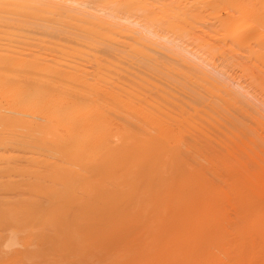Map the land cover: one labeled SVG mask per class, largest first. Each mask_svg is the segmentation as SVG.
<instances>
[{"label": "bare ground", "instance_id": "bare-ground-1", "mask_svg": "<svg viewBox=\"0 0 264 264\" xmlns=\"http://www.w3.org/2000/svg\"><path fill=\"white\" fill-rule=\"evenodd\" d=\"M138 1L134 0V2H136V4ZM142 1H145V0H141L139 2L142 3ZM152 1L153 0H151V2ZM173 1H175V0H173ZM200 1H202V0H200ZM206 1L207 0H204V2H206ZM210 1L211 0H209L206 3H210ZM231 1H234V0H231ZM231 1H229V2H231ZM235 1L237 2V0H235ZM238 1L240 2V0H238ZM131 2H133V1H131ZM166 2L168 3L170 1L167 0ZM195 2H198V0ZM211 2H213V0ZM222 2L223 1L220 0V3H219L220 6H221ZM242 2H243V0H242ZM108 3H110V7H111L115 4L120 5L121 1L120 0L119 1L118 0H0V18H1L0 21L4 20V18H6L5 19L6 21H2V24L4 23L7 26L8 30L11 27L10 31L15 32L16 30L13 27V26H15V27H18V28H16V29H18V31H16V32H20L19 30L23 29L22 31L27 32V34L29 33L28 31L30 30V34H31L33 32L32 30H36V31H34V34L37 35L36 32H38V34H39L38 37L40 36V34H42V35L45 34V32H48L47 34L52 33L55 35L56 34L57 35H59V34L65 35L63 37L64 39L61 36H59V37L62 38L63 41L64 40L69 41V42H71V44H73V46H72L71 44L68 43L69 44L68 49H70V47L72 48L70 50L73 51V54H71V53L70 54H71V56L75 55V59L77 57H80V56L82 57L84 55V54H81L83 52L82 49H84V48L81 49L82 46L87 47V48L91 47L92 48V49L90 48L91 52H89L90 50H88L87 51L88 55H86V54L85 55L89 56V53L92 54V55L90 54L89 58L92 57L91 58L92 64L94 62L95 63L94 66L96 68V69L93 68V70L97 73L96 74L94 72V75H97L96 78L95 77L94 78H86L87 77L86 75H88V73H90L86 70L87 68L84 70L82 69V73H83L82 74V73L78 72L79 70H76L77 67L75 65H72V67H69L71 65L65 63L69 68H71L70 70H72V68H73V70L72 71L66 70L67 72H64L63 75L60 74V75H62V76H60L59 73H61V72L58 70L57 66L55 68L52 65L53 64V62H52V64L50 63V65H48V68L52 69V67H51V65H52L54 67L53 68L54 70L57 69L59 73L57 72V70H56V72L55 71H53V72L55 74L57 73L56 75L59 76L58 78H55L56 77L55 74H54L55 75L54 78H45L44 75H43L44 78L43 77L42 78H40V77L39 78H34V77L30 78V75L32 74V72L29 71L28 69H30V68L32 69V67H33V69L36 68V70H39V71L42 70V73L46 72V74H47L48 69H46V71H43V70H45V69H42L43 67H40V68L38 67L37 59L35 58L36 56L34 54H32V55H34L35 57L31 56L28 58L20 59L24 56V54H23L22 57H20V58L16 57V59H13L12 57H14V56H11L12 55L11 51H13V49L16 47L18 48L19 45H17L16 47L13 48V46L16 45V44H13V38L15 39V37L12 38L10 36H12V34L15 36L16 34H14V33L11 34V32H9L7 30L10 33V36L7 37L8 35L4 34V32L9 34L6 31V28L4 29V27H6V26L1 25V22H0V25H1L0 27L1 28L3 27V29L0 28V30L3 32V33L0 32V34L2 35V37L0 35V38H1L0 42L2 41V39H4L3 41L5 42V45H4L5 47H2L1 50L3 48H5V50L7 48L10 49L11 48L10 44H13L12 50L8 51V49H7L8 59L6 58V54H5L7 52L2 50L3 53L5 52L4 55L2 53V56L3 57L5 56L4 57L5 59L3 58L4 61L0 60V65H1L0 67H3V69H5V71H1V73H0V89H1L0 98H1V100H3L4 98L6 100V101H4V102H6V104L4 103L5 105L1 101L2 105L4 107L2 105L0 106V193L3 192V195L1 194V196H0V219L3 222L10 223V226L5 223L9 227L14 228L15 226L18 225L17 227H15L16 231H17V228L19 230L22 229V231L27 230L25 232L26 234L29 231H33L34 229L35 230L37 229L38 225L37 224H36L37 226L34 225L36 222L38 224H43L42 225L43 228L41 225H39V226L41 227V229H44L45 231L46 230L47 231L46 232L41 231V232H44V233H41L40 232L41 229L38 226V228L40 229V230H38V229L36 230V232H38V235H37V233L34 235L35 237L37 236L35 239L36 243L39 244L42 242L44 244H48L47 247L51 246V245L55 246L56 250H58V251L56 253V252H54L56 250H54L52 253H56V257L59 258L60 262H62V260H64L63 257L67 256V258H68V256H69V254H68L69 252L65 253L66 254L65 255L64 251L65 252H66V250L70 251V253H72V255L69 256L70 258L72 257L71 261L68 258L67 263L63 262L64 264H68V261H69V264L70 263H72V264H208L209 262L212 264V261H217L218 253H216V252L219 251V249H220V251H219V254H220L224 250V248L222 250V247H223L222 245L225 242L224 240H226V238H227L226 235L228 234V233L227 234L225 233L226 229L224 230V228H223V224L225 222L222 221L223 210H221L222 207L219 203V200L221 201L224 199V201H225V199H227V200L229 199L232 201L231 202L232 204H230V205H232V207L235 208L237 211V214H236L237 219H235V220H237V223L235 222L236 224L233 227L231 226L233 228V229L232 228L231 229H232V232L234 234V238L231 239L233 242V243L231 242V245L233 244L232 245V247H233L232 251H234V253L237 255H241L242 258L244 257L243 259L250 257V260H251V258L253 259L254 255L256 256V253H258V255H260V257H261V261H259L258 264H264V180H261V179H264V178H262L264 176H260V175L258 176V174H261L262 172L258 173L257 170L256 171L247 170V172H244V171H246V170H244L243 174L242 173L238 174L239 170H235V171H238V173L233 172V170H232V172H229L228 174H226V181L228 184L227 188L225 187V190L219 189V188H214L213 187L214 184L211 186V184H209L206 181V179H204L205 177L203 176V174H200L199 171L197 172V167L195 165L194 166L196 168L193 166H192L193 168H191V166H189L188 161H190V160L188 159V157H185L186 155L183 156L182 155L183 153L182 154L180 153V152H185V154H187L186 151L187 152L191 151V150L188 151L189 148L187 150V146H185V148H186V151H185V149L183 148L184 146L182 145V140H180V142H181L180 143L176 139L177 135L179 134L178 129H175L176 131L174 130L177 133V135H175L176 133H174V131L171 130L173 123L178 124V122H181V121H171V122H169L170 120H168V122L163 121L164 116L166 118L167 115H172V114H168V112H166L167 114L165 112H163V113H165V115L162 114L161 110H159L160 108L159 107L157 108L155 105V103L157 104L160 101L157 102L155 100L154 101L152 100L154 102L155 106L151 107V105H152L151 104L149 109H152V112L157 111L158 113H160L159 115L163 116V118L158 117L159 115L156 112L157 113L156 115H158V116H154V117H158V120H157L154 117H151V115H152V113H151L149 115V117L154 118V119H151L152 122L151 121H149V122L154 125L153 129H151L152 125H150V126L148 125V123H147L148 121L146 122V124L149 126V128L152 131L155 130L156 132H152L151 130L147 131L146 128L144 130V129H141V127H139L141 130H139V128L137 126L140 123H137L138 121L136 122V119L141 121L140 117L138 116V118H139L138 119L136 116V114L138 113V109H136V107L139 105H136V107L134 104L132 105L135 108V110L137 111V113L134 114L133 112H136V111L132 107V111L133 110L134 111L130 112V109H131L130 106L131 105H129V104H131L130 101L131 100L133 101V99H131L130 101H128V99H127V98H138V97L141 98L142 96H140V95H142V94L140 93V88L144 89L145 85H148V87L146 86L145 89H149V87H150L149 85H153L151 87H154L155 85H154L153 81H156V82L160 81V83L166 82L168 85H172V86H174L175 84L176 85L177 84L182 85L183 87L180 86V88H179L182 92V95L184 96V98L186 97V98H188V100H192V101H195V99L198 101V98H196L194 96H196L195 94L198 93L197 97H199V93L202 94V92H198L199 90L197 91L196 88H193L194 90L191 91L192 88L189 89L188 86L183 85L184 82L193 81L194 83H199L202 86H205V87L207 86V88L211 87L214 89V91H216V94L215 95L212 94V96L213 95L217 96V94H218V97H220L219 95L223 94V95L227 96V98L231 102H233V104H238L240 101H242V99H240V98H242V96H240L239 93H237L238 95H236L235 91L231 92L230 90H232V88L231 89L226 88L227 84L224 86L226 81L220 83V81H224V80H218L217 79L218 76H215L216 74L214 75V77H215L214 78L213 74H210L211 72L208 73L209 72L208 70L207 71L204 70L205 67L201 68V66H203V60H202V65L199 64V62H197L199 57H196L197 55L194 56L195 53L193 52V50L191 51V53L187 51L189 49V48H186L188 45L185 47L187 50L184 47L180 48V50H181L180 53L182 52L181 55L176 54L175 52H172V51H171L172 53L169 52V50H171L170 48H167L168 50L166 49L167 52H169V53H166V50H165V52H158L159 50L156 51V49H160L161 51H164L163 49H165L166 47L162 48L164 44L163 45L161 44L162 47L160 48L159 42H155L157 40L155 36L154 37L156 40H154L152 38H150V39H152V40H150L148 38L147 34L152 35L153 32L150 29H148L145 25L143 26L139 22H135L134 20L130 21L131 19L130 20L125 19V21H124L125 24L122 23L123 22V21L121 22L122 19L119 20V18L117 17V15H118L117 13H118V11H120L119 9L121 8L120 7L118 9L117 7H119V6L115 5V7H112L113 9L114 8L118 9V11H116L117 13L115 12L117 15L115 13H114L115 15L112 14L113 12H111V10H110V13H109V11H107L108 13H106L105 10L107 7L106 5ZM125 3L126 2H123V5ZM141 3H138V4H140V8L142 6H148L146 3L149 4L150 2L149 1L146 2L145 3L146 5H144V4L142 5ZM234 3H232L233 4L232 7L233 6L236 7ZM126 4H128V3H126ZM136 4H134V5H136ZM156 4H157V2H156ZM176 4H179V3H176ZM157 5H154V6H157ZM159 5H161V4H159ZM222 5H224V4H222ZM250 5H253V4H250ZM126 6L123 7L122 9L125 8L127 10V12H125V10H124V12L126 14L130 13L129 15H131L132 12H128L129 10H131V8L127 9ZM130 6H132V4ZM201 6H202V4H201ZM209 6H211V5H209ZM213 6H216L214 2H213ZM226 6H228V5H226ZM242 6H243V4H242ZM152 7H153V5H152ZM168 7H170V5ZM189 7H190V5H189ZM142 8H146V7H142ZM160 8H162V7H160ZM163 8H164V6H163ZM163 8L161 11H163ZM185 8H187V7H185ZM196 8H199V7H194V10ZM201 9L203 11V8H201ZM216 9L217 8H215V14H217V12L220 9H222V7L218 11H216ZM238 9H240V8L238 7ZM164 10H166V8ZM169 10H172V9H169ZM183 10L184 9H182V11ZM191 10H189L190 13H191ZM211 10L213 11L212 13H214V10L213 9H211ZM211 10L209 13H211ZM132 11L134 13V10H132ZM147 11H148V9H147ZM157 11H158V9H157ZM182 11H181V13H182ZM185 11H186V9H185ZM208 11H209V9H208ZM254 11L252 9H250V11H241L240 10L238 12L236 11L237 15H235L236 13L235 14L233 13L234 15L233 14L230 15L231 13L230 14L225 13V15H229L228 16L230 18L229 23H231V24L234 23L233 22L234 18L235 19L236 18H240V19L246 18L247 20L249 18H251V20H254V21H252L253 22L252 24L245 26L242 29V31H243V34H246V35H250L247 33H254L255 36L253 38H250V40L252 39L251 42H252V44H254V46L256 45V47L257 46L259 47V45L261 43L264 44V31H262V30H264V29H262V28H264V27H262L264 25H262V21H261L262 16L258 13V11H257V13ZM140 12L142 15L143 11L141 10ZM140 12L138 11L137 13L140 14ZM155 12H153V13H155ZM166 12H169V11H165L164 13H166ZM177 12H178V10H177ZM158 13H160V11H158ZM164 13H162L161 16L158 15L160 17V19H161V17H162V19H163V17H165V16H163V15H165ZM181 13H180V15H181ZM193 14H194V12H193ZM205 14H207V13H205ZM154 15H153V17H154ZM156 15H155V17H157V19H158V16H156ZM170 15H172V14L170 13ZM183 15H185V14H183ZM186 15H188V14H186ZM118 16H120V15H118ZM135 16H136V14H135ZM209 16L212 17V14ZM224 16H218L219 17L218 19L221 20L222 18H220V17H224ZM187 17L185 19H188ZM202 17H200V18H202ZM205 17L208 18L207 16H205ZM120 18H122V17L120 16ZM147 18H146V20H147ZM179 18H180V16H179ZM181 18H184V17H181ZM139 19H140V17H139ZM143 19H144V17H143ZM174 20H175V18H174ZM208 20H209V18H208ZM212 20L215 21V18ZM231 20H233V21L231 22ZM144 21H145V19H144ZM164 21H165V19H164ZM171 21H173V20H171ZM182 21H183V19H182ZM186 21L189 23L188 20H186ZM186 21H184V22H186ZM213 21H210V22L213 23ZM148 22H150V21H148ZM217 22H221V21L217 20ZM126 23L130 24L131 26L130 25L129 26L132 27V29L130 27H128ZM163 23H165V22H163ZM174 23H175V26L177 27V25H180L179 23H181V22L176 24L177 21L176 22L174 21ZM188 23H187V25H188ZM204 23H206V22H204ZM209 23H208V25H210ZM144 24H147V23H144ZM153 24H156V22L155 23L153 22ZM219 24L217 23V26ZM234 24H233V26L232 25L231 26L234 27V30L236 33L235 35H238V36H234L232 33V36H231V40H233L232 42L234 43V42H237L238 40H239L238 42L244 41L245 40L244 38L246 37V35L244 37L243 34H242L243 36H241L239 34L241 24L236 23L235 26H234ZM205 25H207V24H204V26ZM135 26L137 27V29L135 31H138V27H139L138 32H134L133 27L135 28ZM215 26L216 25H214V27ZM149 27H151V26H149ZM161 27L163 28V26H161ZM166 27H168V26H166ZM224 27L222 29H225ZM179 28L183 29L182 27H179ZM12 29H14V30H12ZM167 29H169V27ZM167 29L165 28V30H167ZM170 29L174 30L172 27H170ZM176 29L177 28H175V30ZM205 29H208V28L205 27ZM259 29H261L262 33L260 32ZM169 30H168V32H169ZM186 30L188 32V28ZM214 30H212V31H214ZM217 30L218 29H216L215 32H217ZM221 30H218V31H221ZM230 30H233V28L227 29L228 33L231 32ZM39 31L43 32V33H39ZM224 31H223V34H224ZM165 32H167V31H165ZM174 32H176V31H174ZM187 32H186V34H187ZM3 35H5V36H3ZM153 35H155V34H153ZM180 35H182V34H180ZM193 35H190V36H193ZM227 35L228 34H226V36ZM252 35L253 34H251V37H252ZM157 36H159V35H157ZM31 37H34V36H31ZM36 37H34V38H36ZM65 37H67V39H65ZM119 37H121V39H119ZM122 37L125 38V41H124V39H122ZM172 37H174V36H171V38L169 36L170 39H172ZM203 37L204 36H202L201 37L202 40L200 39V41L198 40V42H202L205 39V38L203 39ZM5 38H7V39L11 38L12 43L9 41L7 42V40ZM16 38L18 41L19 38L21 39V36L19 35V38H18V35H17ZM193 38H194V36H193ZM206 38H207V35H206ZM228 38H230V37H228ZM241 38H243L244 40L243 39L240 40ZM22 39H23V37H22ZM29 39H31V38H28V40ZM33 39H31V41ZM52 39H55V38H52ZM162 39H161V41H162ZM174 39L176 40V38H174ZM179 39H181V37ZM184 39H187V38L184 37ZM188 39L190 40L191 37H189ZM207 39H209V38H207ZM215 39H218V38H215ZM219 39H221V37ZM223 39H224V37H223ZM57 40H59V39L57 38ZM165 40H166V37H165ZM14 41H16V40H14ZM34 41H35V39H34ZM228 41L229 40L227 39V42ZM6 42L9 43L8 44L9 46H6V44H7ZM18 42H20V40ZM41 42H39V43H41V45H44V46L47 43L46 42L44 44L43 40ZM53 42L56 43V41H54V40H53ZM193 42H195V41H193ZM198 42H195L196 46L198 45L197 44ZM26 43H28V42H26ZM36 43L38 44V42H35V44ZM61 43H63V42L58 43V45L65 46L64 43L63 44H61ZM118 43H120V44L122 43L125 45L121 46L120 44L118 45ZM173 43H176V42L173 41ZM184 43H187V42H184ZM3 44L4 43L1 42L0 47ZM21 44L23 45L24 43H21ZM28 44H31V43H28ZM95 44H97V45H95ZM178 44L180 45V43H178ZM262 44L259 47L260 49H262V51L260 49H250L248 47L250 50L249 54H252V56H254L255 59H258L261 56V54L264 53V47H262ZM92 45H93V47H94V45L96 47L93 48ZM191 45H189V46H191ZM25 46H28V45H25ZM54 46L57 48L56 44H53V47ZM203 46H204V44H203ZM210 46H211V44H210ZM20 47L22 48V46H19V48ZM48 47H50V49L52 48L49 45V43H48ZM59 47H61V50H62V48H64V51L62 50V52L64 54H67V52L65 53V49H67V47L65 48L62 46H58V48ZM173 47L178 49V47H180V46H178V47L173 46ZM205 47H206V45H205ZM208 47H207V49H208ZM212 47H213V45H212ZM219 47H221V46H219ZM226 47H225V49H226ZM24 48H25V50L27 49L26 47H24ZM43 48L39 49V51L41 50L40 51L41 53H42ZM46 48H47V45L45 47V51L47 50ZM58 48L55 52L58 51ZM234 48H235V46H234ZM50 49H49V51H50ZM93 49L95 51H97V52H95V54L92 53ZM201 49H202V47H201ZM221 49H223V48H221ZM29 50H30V48H29ZM35 50L36 49H34L33 51H35ZM19 51H17V49H16L13 53L19 54ZM45 51H43L44 52L43 54H45V53L50 54L49 52H45ZM155 51L157 52L156 55H158V53H160V54L166 53V54L170 55V53H171V55H170L171 57L168 55L167 59L170 60V58H171L172 59L171 61H173V59H174V61H176V64H178L180 67H182V70H181V68L178 66L180 68V70L182 71L181 74L183 75L182 76L183 78H180V77L176 78L177 73L173 72V71L171 73H173V74L176 73V74H174L175 78L174 77L172 78V76L169 77V76H167L168 74L165 75V73L162 74L165 70L169 69V67L164 65V64H166V63H164L165 61L163 63H161L159 60H157L158 58H155L154 56H152L151 53H153V55H154ZM177 51H179V50H177ZM84 52H86V51H84ZM214 52H216V51H214ZM24 53L26 54L27 52H24ZM52 53H54V52H52ZM173 53H175V54H173ZM16 54H14V55L16 56ZM20 54L22 55L21 51H20ZM55 54H58V53H55ZM70 54H69V56H70ZM172 54L175 57H172ZM183 54H186L187 56L183 55ZM188 54H190L189 57H188ZM192 54H194V55H192ZM208 54L210 55V53H208ZM26 55L30 56L31 54L30 55L26 54ZM62 55L63 54H60L61 57L60 56H57V57L62 58ZM177 55H179V56H177ZM9 56H11V57H9ZM64 56H67V55H64ZM191 56L197 59L196 63L191 61V58H190ZM217 56H218V54H217ZM57 57H56V59H57ZM176 57H178V58H176ZM223 57H224V54H223ZM163 58H165V57L163 56ZM210 58H212V57H210ZM62 59H60V60H62ZM73 59H74V57H73ZM86 59H87V57H86ZM162 59H161V61H163ZM200 59H202V57L199 58V60ZM262 59H264V58H262ZM49 60H51V59H49ZM68 60H70V59H68ZM70 61H68V62H70ZM75 61L76 60H73V62H75ZM82 61H84V60H82ZM46 62H48V61H46ZM54 62L56 63V61H54ZM57 62H59V61L57 60ZM231 62H232V60H231ZM59 63H56V64L61 65ZM75 63L77 64L79 62H75ZM84 63H87V62L85 61ZM244 64H247V63H244ZM62 65H64V63H62ZM170 65L175 66V65H173L172 62ZM252 65H253V63H252ZM74 66H75V70H74ZM90 66H87V67L90 68ZM94 66H91V68ZM172 66H170V69L174 70L172 68ZM26 68H28L27 70L31 74L23 76V74H26V73H24L25 71L24 72H20V71H23V69H26ZM79 68L80 67H78V69ZM163 68L165 70H163V72L160 74V72L162 71L161 69H163ZM51 69L49 70L50 73L53 70V69L52 70ZM142 69H145V70L148 69V70H151L153 72L155 71L156 73H158V75L160 74V76L161 75H163V77L165 76V78H142V76H140V74L144 73V72H141ZM0 70H2V68H0ZM17 70H20V71H17ZM36 70H34V71H36ZM85 70L88 73L83 72ZM167 71H169V70H167ZM167 71H165V72H167ZM170 71L167 73H170ZM153 72H151V73L153 74ZM21 73H23V74H21ZM29 73H27V74H29ZM42 73L40 72L39 76ZM106 73L107 74L111 73V75H114L117 78H113L114 76H111V75L109 77H107L108 75ZM146 73L147 72L144 73L145 77H147V75H148V74L146 75ZM148 73L150 74V71ZM179 73H180V71H178V74ZM213 73H215V72H213ZM51 74H49V75H51ZM173 74H170V75H173ZM245 74H246V72H245ZM36 75H38V74H36ZM152 76H154V75H152ZM262 79H264V78H262ZM216 80H218V82L220 84L218 82H216ZM169 83H171V84H169ZM173 83H175V84H173ZM106 84H109V87L106 86ZM176 85L174 86L175 88H173L174 93H175ZM192 85H194V84H192ZM198 85L195 87L198 88L199 87ZM102 86H104V87H102ZM172 86H171L170 90H172ZM155 87H157V86H155ZM155 87L150 88L151 92H150V90L144 89L147 93L150 92L149 95L150 94L151 95L149 98H151V96H152L153 97L152 99H154L156 96H160L159 95L160 93L159 94L155 93V92H157L156 90L160 91V89H158V88L156 89ZM164 87L166 88V85L161 87V89L162 88L164 89ZM169 87L170 86H167V89ZM192 87H194V86H192ZM227 87L230 88V86H227ZM231 87H232V85H231ZM177 88H178V86H177ZM211 88H208V89H211ZM233 88H235V87H233ZM153 89H156L155 92L154 91L153 92L157 95H155L152 92ZM199 89H201V88H199ZM205 89L206 88H204V90ZM176 90H178V89H176ZM164 91L165 90L160 91L163 99L165 98L163 101H165V100L167 101L166 97H168V96H170L168 99L173 97V96H171V94H173V91H170L171 93L169 92L170 94H168V96H166L167 95L166 93L168 91L166 93ZM211 91L213 92V90H211ZM208 92H210V91L208 90ZM143 93H145V92L143 91ZM147 93H146V95L143 94L144 96H146V98H147V96H149V95H147ZM177 93H178V95H177ZM192 93L194 95H192ZM152 94H154L155 97ZM179 94H181V93L177 91L175 93L176 97L175 96L174 97L175 98H178L179 96L182 97ZM207 94H209V93H207ZM233 94L236 96H233ZM202 95H204V94H202ZM209 95L211 96V92ZM209 95H208V97H210ZM223 95H222V97H223ZM122 96H124L123 99H126L130 103L124 102L125 100L123 101L121 99ZM237 96H240V98H238V99H240V101L237 100ZM125 97H127V98H125ZM162 97L161 98L156 97V99L159 98V100H160V99H162ZM192 97H194V100L190 99ZM144 98L145 97H143V99ZM202 98L205 99L206 97L201 96V99ZM212 98H215V97H212ZM251 98H254V97L252 96ZM171 99H173V98H171ZM204 99H202V100H204ZM136 100L139 102L141 100L140 103H143V105L146 101L145 100L144 102H142L143 101L142 99H140V100L135 99V101ZM149 100H151V99H149ZM174 100H178V99H174ZM213 100L214 99H212V101H210V100L208 101V102H210V104L208 102H207L208 104L206 102L205 103L203 102V103H204V105H208V107H211L210 106L211 102L214 106H218L219 104L221 105L222 103H224L223 98L221 100L222 103L219 102L220 100L216 101L217 103H219L218 105L215 102V100L214 101ZM121 101H123L122 105L124 104L125 107L127 106V103H128L129 106H127V107L129 108V113L130 114L133 113V114H131L132 116L135 115L136 118H135L134 123L132 122L133 119L131 117H129V118L132 119L130 121V123L131 122H132V124L136 123V127H137L136 129L129 126L130 124H127V125L124 124V121L127 119V116L129 115V113L127 111L128 108H126L127 110L126 109L125 110L128 113V115H126V111H124L123 107L120 104ZM197 101H195V102L197 103ZM168 102L173 103L172 101L171 102L168 101ZM168 102H166V104H168ZM183 102L184 101H182V103ZM213 102H215L216 105ZM132 103H135V102L133 101ZM199 103H201V102L198 101V103H197L198 105L203 104V103H201V104H199ZM242 103H243L242 106L239 104L238 105H232V106H238L240 109L239 111H241L243 114H247L250 117L253 116V114L250 113V111H248L244 108V106H243L244 102L243 101H242ZM116 104L118 105L119 108H116L117 107ZM136 104H138V103H136ZM159 104L161 106V103H159ZM159 104H158V106H159ZM147 105H149V104L145 103L146 107H147ZM198 105H197V107H198ZM120 106L122 107V109L120 108ZM173 106H172L173 110H175L174 108H176V110H178L176 107V106H178V103L176 106L175 105H173ZM139 107H141V105ZM182 107H180V108L183 109L184 111H186L185 108H182ZM112 108H115L114 109L115 112L118 111V109H119V111H121V110L124 111L126 116H123L124 114H121L124 112H116V113H120L118 115H122V118L124 119L126 117V119L122 120L121 118L120 119L118 118L119 119L118 120L117 116L116 117L114 116V118H115L114 119L112 116V113L114 112V110ZM154 108H156L155 111H153ZM186 108H188V107H186ZM217 108H219V107H217ZM217 108L212 107V109H214L215 112H216ZM23 109H25V111L29 110L30 113L29 112H26L24 114H23V112L20 113L21 110H23ZM139 109H140V111H142V109H145V108L143 107V108H139ZM163 109H166V108H163ZM167 109H169V108H167ZM19 110H20V112H19ZM214 110H213V112H214ZM226 110L228 111L227 108H226ZM140 111H139L140 115L141 114L143 115V113ZM166 111H168V110H166ZM171 111H172V109H171ZM184 111H183V114H184ZM187 111H189V110H187ZM147 112H148V114L150 113L149 111H147ZM196 112H198V110H196ZM207 112H209V110ZM172 113L174 114L175 111H173ZM188 113L189 112H187V114ZM187 114H185V115H187ZM192 114H194V113H192ZM211 114H212V111H211ZM114 115H115V113H114ZM144 115H145V113H144ZM153 115H154V113H153ZM185 115H183V119L185 118L184 117ZM188 115L190 117V114H188ZM214 115H215V113H214ZM262 115H264V114H262ZM224 116H225V114L223 115V118L226 120H224V119L223 120L226 122L228 120V118H225ZM142 117H144V116H142ZM168 117L172 118L173 116H168ZM189 117L187 119H190ZM129 118L127 120H130ZM146 118H147V116H146ZM146 118H145V120H146ZM159 118H162V119L159 120ZM191 118H192V116H191ZM198 119H199V117H198ZM198 119H197V121H198ZM212 119H214V118H212ZM232 119L235 122H237V120H238V119L236 120V118L235 119L232 118ZM120 120L123 122H121ZM231 120L226 122V124L229 125V122H230V123H234V126H237V123L232 122L233 120L232 121ZM142 121H143V123L145 122L144 120H142ZM188 121L184 120V123L183 122L182 123L184 125H186V123H188ZM190 121H191V119H190ZM191 122H194V121H191ZM202 122H204V120ZM127 123H129V121ZM211 123H213V122H211ZM262 123H264V122H262ZM144 124L143 125L140 124V125L144 126ZM195 124H197V123H195ZM208 124L210 125V122ZM188 125H186V126H188ZM190 125H192V124H190ZM190 125H189V127H191L190 128L191 130H193L197 133H200V129L198 131L196 126H193L194 128L197 129V131H196ZM202 125L200 124L199 125L200 127L199 126L198 127L201 128ZM228 125H225V126L229 127ZM244 125L240 124L239 126L242 127V129H243ZM133 126L135 127V125H133ZM234 126H233V128H231V131L234 132V130H235L237 132V130H238L237 128H239V127L234 129ZM206 128L207 127H205V129ZM247 128H249V127H247ZM205 129L202 126V130H205ZM239 129H241V128H239ZM255 130H256V128H255ZM172 131H173L174 135L176 136L175 137L176 141L172 140V139H174V137H173L174 135L171 133ZM206 131H207V129H206ZM242 131L243 130H241V132ZM214 132H215V130H214ZM236 132H234V133H236ZM197 133H195V134H197ZM208 133H209V131H208ZM239 133L240 132H238L237 134L240 136ZM253 133L255 134V132H253ZM180 134H182V133H180ZM201 134H202V131H201ZM246 135H248V134H246ZM246 135L243 136V139H245L244 137ZM200 136L203 137V135H200ZM204 136H206V135L204 134ZM178 137L181 138L180 135H178ZM188 137H190V136H188ZM188 137H187V139H188ZM249 137H251V135ZM204 138H206V137H204ZM259 139H261V138H259ZM188 141L189 140H187L186 142H188ZM242 141L245 142L244 140H242ZM179 143L183 147H181ZM213 143H214V140H213ZM204 144H206V143H204ZM240 144L242 145L244 143H240ZM186 145H188V144H186ZM194 145H195V143L193 144V146ZM239 145H237V147L235 148L236 150H232L231 153L233 151H237V150L239 151L240 149L242 150V148L244 146H242V148H241V145L240 146ZM262 145H264V144H262ZM193 146H192V148H193ZM196 146L198 149L199 146L198 145H196ZM225 146L227 147V145H225ZM262 147H264V146H262ZM206 148H208V147H206ZM198 150L196 153H198ZM202 150H204V149H202ZM254 151H253V153H254ZM210 152H209V154H210ZM262 152H264V151H262ZM190 154H191V156L193 155V153H190ZM232 154H234V153H232ZM232 154H230V156H232ZM200 155L202 156L203 154H200ZM237 155H239V154H237ZM237 155H236V157H238ZM254 155L257 156V154H254ZM195 157L197 158V156H193L192 159H194ZM249 157L251 160V157H252L251 154L247 156V159H249ZM258 157L260 158V156H258ZM221 159L223 160V158H221ZM244 159H246V158H244ZM196 160L198 161L200 159H196ZM216 160H217V158H216ZM222 160H221V162L223 163V165L227 163V161H226L227 159L224 161H222ZM228 161L230 163V160H228ZM243 163H245V160ZM197 164H198V162H197ZM200 164H203V163H200ZM204 164H206V162ZM236 164H239V162L234 160V163L232 162V165H236ZM241 164L242 163H240V165ZM240 165H239V167H240ZM245 165H246V163H245ZM228 166H231V164ZM199 167L201 169V166H199ZM206 167H208V169H211V167L209 168V166H205V169H206ZM237 167H238V165H237ZM241 167L243 168V166H241ZM224 169L226 170L225 167H224ZM262 169H264V167H262ZM211 170H213V169H211ZM220 188H223V187H220ZM7 193H11L12 195L11 194L7 195ZM25 193H27V194H25ZM4 195H7L8 197H6V196L3 197ZM23 195H27V196H23ZM224 201H223V203H224ZM225 203H226V201H225ZM222 206L227 207L225 204ZM38 219L41 220L40 221L41 223L39 222ZM225 219H227V218H225ZM1 220H0V222H1ZM32 220H35V223H33ZM30 222H32L33 224H30ZM11 224H13L15 226L13 227V226H11ZM227 224H226V226H227ZM33 225L36 227L34 228ZM232 225H233V223H232ZM19 226H20V228H19ZM44 227H46V228H44ZM226 232H227V230H226ZM34 233H32L31 237L29 236L30 239H26V240L27 241L30 240L29 242L32 243L31 239H34V238H32V237H34L33 236ZM24 235H22V237ZM25 237H26V235H25ZM35 240H33L34 241L33 243H35ZM229 240H230V237L228 238V242H230ZM222 241H223V243H222ZM42 243L38 247L35 245L36 248H38V250H39L40 246L43 249L44 245L42 246ZM47 247H44V248H47ZM62 248H64V249H62ZM65 248H66V250H65ZM30 250H32V249H29V251ZM19 251H21V250H19ZM29 251H27V252H29ZM33 251H35L34 248H33ZM2 252H3V250L0 253L2 254ZM10 252L13 254V252L15 253L16 250L13 252L12 251H10ZM40 252L41 251L39 250L38 253L40 254ZM61 252L63 254H61ZM44 253L46 254V252L42 251L40 255H42ZM214 253H216L217 256L214 255ZM31 254L32 253L30 251V255ZM39 254H38L37 258L36 257H34V258H36L38 260H39V258H41L43 256H45L44 258H46L47 254L43 255V256H40ZM58 254H61V255H58ZM6 255H8V254H6ZM24 255H25V252H24ZM30 255H28V256H30ZM36 255L37 254H34V256H36ZM230 255H232V254H230ZM49 256H47V257H49ZM52 256L54 259L55 255L53 254ZM223 256H224V254H223ZM23 257L24 256H22L21 259H23ZM214 257L216 258L215 260H214ZM230 257H232V256H230ZM29 258H31V257H29ZM34 258L32 259V261H35ZM44 258H42V259H44ZM73 258H75V259H73ZM240 258L241 257H239V259ZM26 259H28V258H26ZM219 259L220 258H218V260ZM24 260L22 262H24ZM73 260H74V262H73ZM247 260L249 261V259H247ZM47 261L51 262V260H47ZM59 261H57V262H59ZM236 261H238V260H236ZM248 261H246V262H248ZM41 262H42V260H41ZM44 262H45V260L43 261V263ZM54 262H56V261L54 260ZM240 262H241V260H240ZM28 263H30V262H28ZM249 263H251V262H249ZM31 264H34V262H32ZM52 264H54V263H52ZM55 264H57V263H55ZM235 264H236V262H235Z\"/></svg>", "mask_w": 264, "mask_h": 264}, {"label": "rangeland", "instance_id": "rangeland-1", "mask_svg": "<svg viewBox=\"0 0 264 264\" xmlns=\"http://www.w3.org/2000/svg\"><path fill=\"white\" fill-rule=\"evenodd\" d=\"M119 1V0H118ZM121 1V4L120 5H116L115 3V5L116 6H119V7H117L120 11H118V9H113L112 7H115V5H113V6H111L110 7V3H108L106 6V13H108L107 11H109V13H110V10H111V12H113L112 14H114L116 11H118V15H120L122 18H120V16H118L116 13V15H117V17L119 18V20H121V22L122 23H124L125 24V19H128V20H130V21H135V22H139L140 24H142L143 26L145 25L148 29H150L152 32H153V34H155V35H148L147 34V36H148V38L150 39V38H152V39H154V40H156L155 42H159V46H160V48L162 47L161 46V44L163 45V47L162 48H164V47H166L165 49H163L164 51H161L160 49H156V51H158V52H165V50L167 49V48H170L171 50H169V52H175L176 54H179V55H181V53H180V48H185L187 45V47L186 48H189L187 51L188 52H190L191 53V51L193 50V52L195 53V55L194 54H192V55H194V56H196V57H199V58H201L202 57V59H200L199 60V58H198V60L196 59V58H194V57H190L191 58V61H193V62H195L196 63V60H197V62H199V64H201L202 65V60H203V66H201V68L203 67H205V69L204 70H208L209 72L208 73H210V74H213V77H214V75L215 76H218L217 77V79L218 80H224V81H220V83H222V82H225V84H224V86L227 84V86H230V88L229 87H227L226 86V88H228V89H231L232 88V90H230L231 92H234L235 91V93H236V95H238L237 93H239V95L240 96H242V98H240V96H237V100H239L240 101V99H242V101L244 102V108L246 109V110H248V111H250V113H252L253 114V116H249V115H247V114H243L241 111H239L240 109H239V107L238 106H232V105H241L242 106V101H240L238 104H233V102H231L228 98H227V96H225V95H223V94H221V95H219L220 97H218V94H217V96H214L215 94H216V91H214V89L213 88H211V87H208V88H211V89H208L207 88V86L205 87V86H202L201 84H199V83H194L193 81H187V82H184L183 83V85H185V86H188V88L189 89H191V91H193L194 89L193 88H196V90L198 91V92H202V94H204V95H202V94H200L199 93V97H197V94H195L196 96H194V97H196V98H198V101H200L201 103H207L209 100L210 101H212V99H214L215 100V102L216 101H219V102H221L222 103V98H223V101H224V103H222L221 105L219 104V103H217V105L218 106H214L213 104H212V102H211V107H208V105H204V103L203 104H201V103H199V104H201V105H198L197 103H198V101L195 99V101H197V103L195 102V101H192V100H188V98H184V96L182 95V92H181V90L179 89L180 88V86L181 87H183L182 85H179V84H175V83H173V84H175L176 85V89H178V90H176L175 89V93L178 91V92H180L181 94H179V95H181L182 97H178V98H175L176 97V95H175V93H174V89L173 88H175L174 86H172V85H168L166 82H162V83H160V81H153V83H154V85L155 86H157V87H155L156 89L158 88V89H160V91H162V90H165L164 92L166 93L167 91V95L166 96H168V94H170L171 92L170 91H173V94H171V96H173V97H171V98H173V99H168L170 96H168V97H166V99H167V101L166 102H168V101H172L173 103H169L168 102V104H166V102L165 101H163L164 99H163V97H162V94H161V92L160 91H158V90H156V89H153L152 90V92L154 91L155 92V90L157 91V92H155V93H157V94H159L160 96H156V97H162V99H160L159 100V98H157L156 99V97H155V95H157V94H155L154 92V94H152V95H154V99H152L153 97L151 96V98H149L150 97V95H149V93L151 92V89L150 88H154V87H151V86H153V85H149L150 87H149V89H145L146 88V86L148 87V85H145V90H150V92L149 93H147L143 88H140V93L142 94V95H140V96H142L141 98L140 97H138V98H127V97H125V98H127L128 99V101H130L131 99H133V101L135 102V103H132L133 101L131 100L130 102H131V104H129V105H131L130 106V112H133L134 110H135V108L132 106L133 104L135 105V107H136V105H141V107H139V106H137L136 107V109H138V113H139V111H140V109L139 108H145V109H142V111H140V112H142L143 113V115L142 116H144V117H142L141 115H140V113L138 114L137 113V111L136 112H133L134 114L135 113H137L136 114V116H137V118H138V116L140 117V119H141V121L140 120H137L136 119V122L137 123H140V124H144V126H141L140 124H138V128L139 127H141V129H144L145 130V128L147 129V131H150L151 129H153V124H151L149 121H151L152 122V120L151 119H157L158 120V117H162L163 118V116H161V115H159L160 113H158L157 111V113H158V115H156L157 113L156 112H152V109H149L150 108V105H151V107H154L155 105H156V107L158 108H160L159 110H161V112H162V114H164L165 115V113L166 112H168V114H172V115H167L166 116V118H165V116H164V119H163V121H167L168 122V120H170L169 122H171V121H181V122H178V124L176 123V124H174L173 123V126L171 127V130H175V129H178V132H179V134L178 135H180V137L181 138H179L178 137V135H177V133L174 131V133H176L175 135H177V140H178V142H180V140H182V145L184 146H182L180 143V146L181 147H183L184 149H185V151H186V148H185V146H187V150H188V148H189V150L188 151H190V152H187L186 151V153L187 154H185V152H180L183 156H185V157H188V159L190 160V161H188V164H189V166H191V168H193V167H197V172L199 171V173L200 174H203V176L205 177H203L204 179H206V181L209 183V184H211V186L213 185V187L214 188H219V189H224L225 190V187L227 188V186H228V184H227V181H226V174H228L229 172H232V170H233V172H237L238 173V171H235V170H239V173L238 174H240V173H244V172H247V170H250V171H256L257 170V172L259 173H261V174H258V176L260 175V176H264V169H262V167H264V152H262V151H264V147H262V146H264V145H262V144H264V123H262V122H264V115H262V114H264V79H262V78H264V59H262V58H264V53H262L261 54V56L258 58V59H255V57L254 56H252V54H249L250 53V50H249V48L250 49H260L259 47H260V45L262 44H260L259 45V47L257 48L256 47V45L254 46V44H252V39L250 40V38H253L254 36H255V34L254 33H247V34H250V35H246V34H243V31H242V29L245 27V26H247V25H249V24H252L253 22L252 21H254V20H251V18H249L248 20L246 19V18H244V19H240V18H234V21L233 20H231V22L233 21L235 24L236 23H240L241 25H240V30H239V34L241 35V36H243L244 35V37H245V35H246V37L243 39V38H241L240 40H244V41H241V42H232L233 40H231V36H232V33H233V35L234 36H238V35H235L236 33H235V30H234V27H232L233 26V24L234 23H229V15H225V13L226 14H230V15H232L233 13L235 14V15H237V12L238 11H250V9H252L254 12H256L257 13V11H258V13L262 16V25H264V0H243V2H242V0H240V2L237 0V2L234 0V1H231V0H222L223 2L221 3V6L219 5V3H220V0H213V2L215 3V5L217 6H213V2H211L210 1V3H206V2H208L209 0H207L206 2H204V0H202V1H200V0H198V2H195V1H197V0H175V1H171V0H168V1H170V2H166L167 0H153L152 2H151V0H145L146 2H150L149 4L148 3H146L145 1H142V3L141 2H139V1H141V0H135V1H138L137 2V4H136V2H134V0H120ZM126 2V3H128V4H124L123 5V2ZM131 1H133V2H131ZM164 1V2H163ZM229 1H231V2H229ZM254 1V2H253ZM132 4V6H130L131 4ZM156 2H157V4H156ZM159 2V3H158ZM218 2V3H217ZM235 2V3H234ZM138 3H141L142 5L144 4V5H148V6H142V7H146V8H140V4H138ZM146 3V4H145ZM155 3V4H154ZM163 3V4H162ZM176 3H179V4H176ZM195 3V4H194ZM228 3V4H227ZM232 3H234L235 4V6L236 7H232ZM260 3V4H259ZM134 4H136V5H134ZM159 4H161V5H159ZM200 6H199V5ZM201 4H202V6H201ZM205 4V5H204ZM222 4H224V5H222ZM228 5V6H226V5ZM230 4V5H229ZM239 6H238V5ZM242 4H243V6H242ZM250 4H253V5H250ZM127 5V6H126ZM129 5V6H128ZM152 5H153V7H152ZM154 5H157V6H154ZM164 6V8H163V6ZM170 5V7H168ZM173 7H172V6ZM181 5V6H180ZM183 5V6H182ZM189 5H190V7H189ZM199 7V8H196L195 10H194V7ZM197 5V6H196ZM204 5V6H203ZM209 5H211V6H209ZM126 6V8L128 9H130L131 8V10H129L128 12H132L131 13V15H129L130 13H125V12H127V10L124 8V9H122L123 7H125ZM162 7L163 8V11L165 12V11H169V12H166V13H164L163 11H161L162 10V8H160V7ZM220 6V7H219ZM240 8V9H238V7ZM148 7V8H147ZM150 7V8H149ZM159 7V8H158ZM179 7V8H178ZM185 7H187L189 10H191V13H190V11L187 9V8H185ZM192 7V8H191ZM203 8V11H202V9L201 8ZM219 7V8H218ZM222 7V9H220ZM256 7V8H255ZM113 10H112V9ZM140 12L141 10L143 11V13H142V15H141V12H140V14L139 13H137L138 11L136 10V9ZM152 8V9H151ZM166 8V10H164ZM206 8V9H205ZM215 8H217L216 9V11H218L219 9V11L217 12V14H215ZM231 8V9H230ZM236 8V9H235ZM250 8V9H249ZM255 8V9H254ZM262 8V9H261ZM108 9V10H107ZM146 9V10H145ZM147 9H148V11H147ZM157 9H158V11H160V13H158V11H157ZM169 9H172V10H169ZM182 9H184L183 11H182ZM185 9H186V11H185ZM199 9V10H198ZM205 9V10H204ZM208 9H209V11H208ZM211 9H213L214 10V13H212L213 11L211 10ZM226 9V10H225ZM259 9V10H258ZM124 10H125V12H124ZM132 10H134V13L136 14V16H135V14L133 13V11ZM151 10V11H150ZM177 10H178V12H177ZM207 10V11H206ZM210 10H211V13H209L210 12ZM234 10V11H233ZM122 11V12H121ZM158 13H156V12ZM171 11V12H170ZM173 11V12H172ZM181 11H182V13H181ZM188 11V12H187ZM198 11V12H197ZM206 11V12H205ZM224 11V12H223ZM230 11V12H229ZM233 11V12H232ZM237 11V12H236ZM124 12V13H123ZM149 14H148V13ZM153 12H155V13H153ZM184 12V13H183ZM193 12H194V14H193ZM196 12V13H195ZM207 13V14H205V13ZM229 12V13H228ZM122 15H121V14ZM162 13H164L165 15H163V16H165V17H163V19H162V17H161V19H160V17L159 16H161L162 15ZM170 13L172 14V15H170ZM175 13V14H174ZM180 13H181V15H180ZM204 13V14H203ZM114 14V15H115ZM156 16H158V19H157V17H155V15ZM174 14V15H173ZM179 14V15H178ZM183 14H188V15H183ZM190 14V15H189ZM197 14V15H196ZM212 14V17L211 16H209V15H211ZM215 14V15H214ZM233 14V15H234ZM127 17H126V16ZM140 15V16H139ZM153 15H154V17H153ZM170 15V16H169ZM177 15V16H176ZM224 16V17H220V18H222L221 20L220 19H218L219 17L218 16ZM135 16V17H134ZM172 16V17H171ZM179 16H180V18H179ZM188 16V17H187ZM203 16V17H202ZM205 16H207L208 18H209V20H208V18H206ZM227 16V17H226ZM107 17V16H106ZM139 17H140V19H139ZM143 17H144V19H145V21H144V19H143ZM148 17V18H147ZM153 17V18H152ZM170 17V18H169ZM175 18V20H174V18ZM178 17V18H177ZM181 17H184V18H181ZM188 18V19H185V18ZM200 17H202V18H200ZM206 19H205V18ZM217 17V18H216ZM134 18V19H133ZM142 18V19H141ZM146 18H147V20L148 21H150V22H148L147 20H146ZM151 18V19H150ZM200 18V19H199ZM215 18V21H213L212 19H214ZM248 18V17H247ZM1 19V18H0ZM6 18H4V20H2V21H6L5 20ZM107 19V18H106ZM124 19V20H123ZM164 19H165V21H164ZM173 20V21H171V20ZM182 19H183V21H182ZM190 19V20H189ZM202 19V20H201ZM211 19V20H210ZM161 20V21H160ZM186 20H188L189 21V23L186 21ZM217 20L218 21H221V22H217ZM251 20V21H250ZM2 21H0L1 22V25H3V26H6L4 23L2 24ZM155 23L156 22V24H153V22ZM158 21V22H157ZM165 22V23H163V22ZM174 21L176 22L177 21V23L176 24H178L179 22H181V23H179L180 25H177V27L175 26V23H174ZM184 21H186L187 23H188V25H187V23L186 22H184ZM210 21H213V23H211ZM242 21V22H241ZM249 21V22H248ZM120 22V21H119ZM120 22V23H121ZM152 22V23H151ZM173 22V23H172ZM204 22H206V23H204ZM210 22V23H209ZM244 22V23H243ZM144 23H147V24H144ZM170 23V24H169ZM208 23L210 24V25H208ZM217 23L219 24L218 26H217ZM261 23V22H260ZM127 24V26L128 27H130L131 25L130 24H128V23H126ZM139 24V25H140ZM186 26H185V25ZM204 24H207V25H205L204 26ZM232 26H231V25ZM235 24H234V26H235ZM0 25V26H1ZM130 25V26H129ZM155 25V26H154ZM165 25V26H164ZM212 25V26H211ZM214 25H216L215 27H214ZM244 25V26H243ZM149 26H151V27H149ZM160 26V27H159ZM161 26H163V28L161 27ZM166 26H168L169 27V29H170V27H172L174 30H172V29H167L168 27H166ZM209 26V27H208ZM226 29H222L223 27ZM242 26V27H241ZM14 28H15V30L16 31H18V29H16V28H18V27H15V26H13ZM154 27V28H153ZM179 27H182L183 29H180ZM205 27L206 28H208V29H205ZM211 27V28H210ZM213 27V28H212ZM262 27H264V26H262ZM1 28V27H0ZM6 28V31L8 30L7 29V26L6 27H4V29ZM9 28V27H8ZM11 28V27H10ZM9 28V32H11V34L12 33H14V34H16L15 36L12 34V36H10V33L9 34H7L6 32H4V34H6V35H8L7 37H15V39L13 38V44H16L15 46H13V44H10V49H8V51H10V50H12V46H13V48L14 47H16L17 45H19V46H22V48L20 47L19 48V46H18V48L16 47V48H14L13 49V51H11L10 53L12 54H10L11 56H14V57H12L13 59H16V57H18V58H20V57H22L23 56V54H24V56L22 57V58H20V59H23V58H28V57H31V56H34L36 59H37V63H38V67L40 68V67H43L42 69H45V70H43V71H46V69H48L47 70V74H46V72H44V73H42V70L41 71H39V70H36V68L35 69H33V67H32V69L30 70V69H28V68H26V69H23V71H20V70H17V71H20V72H24V73H26V74H23V73H21V74H23V76L24 75H30L31 73H29L28 72V70L29 71H31L32 72V74L30 75V78H42L43 77V75L45 76V78H54V76L57 74H55L53 71H55L56 72V70L57 69H53L54 67L56 68V66H57V68H58V70L61 72V73H59L58 72V70H57V72L59 73V75L60 74H62L63 75V73L64 72H67L66 70H70L71 68H69V67H72V65H75L77 68H76V70H79L78 72H80V73H82V69L84 70V69H86L88 72H90V73H88L86 70L85 71H83V72H85V73H88V75H86L87 77L86 78H96L97 77V75H94V70H93V68L94 69H96L95 68V63L93 62V64H92V61H91V58H89V56H90V54L91 53H89V56H86V55H88V50H90V48H87V47H84V46H82L81 47V49L82 48H84V49H82L83 50V52L81 53V54H84L83 56L85 57H77L76 59H75V55H72L71 56V54H73V51L72 50H70V49H72L71 47H70V49H68V47H69V44H71V42H69V41H63V37L65 36V35H55V34H52V33H49V34H47L48 32H45V34H40V36L38 37V32H36L37 33V35L36 34H34V31H36V30H32L33 32L30 34V30L28 31L29 33L27 34V32H23L22 30H19L20 32H13V31H10L11 29ZM131 29H132V27H130ZM157 30H156V29ZM159 28V29H158ZM165 28L167 29V30H165ZM175 28H177L176 30H175ZM188 28V32H187V29ZM205 30H204V29ZM233 28V30H230L231 32H229L228 33V31H227V29H232ZM1 29H3V27L1 28ZM133 29H134V32H138L139 31V27H138V31H135L136 29H137V27L135 26V28L133 27ZM161 29V30H160ZM164 29V30H163ZM180 29V30H179ZM203 29V30H202ZM215 29V30H214ZM216 29H218V30H221V31H218L217 30V32H215L216 31ZM262 29H264V28H262ZM12 30H14V29H12ZM156 30V31H155ZM168 30H169V32H168ZM179 32H178V31ZM208 30V31H207ZM212 30H214V31H212ZM226 32H225V31ZM260 30V32L262 33V31H264V30H262L261 31V29H259ZM4 31V30H3ZM22 31V32H21ZM27 31V30H26ZM161 31V32H160ZM164 33H163V32ZM165 31H167V32H165ZM174 31H176V32H174ZM185 31V32H184ZM191 33H190V32ZM206 31V32H205ZM223 31H224V34H223ZM0 32L1 33H3L1 30H0ZM173 32V33H172ZM186 32H187V34H186ZM214 32V33H213ZM39 33H43V32H40L39 31ZM158 33V34H157ZM211 33V34H210ZM217 35H216V34ZM228 34L227 36H226V34ZM177 34V35H176ZM180 34H182V35H180ZM194 34V35H193ZM213 34V35H212ZM243 34V35H242ZM251 34H253L252 35V37H251ZM1 35V34H0ZM18 35V38H19V35L21 36V39L19 38L18 39V41L20 40V42H18L17 41V38H16V36ZM25 37H24V36ZM30 35V36H29ZM49 35V36H48ZM51 35V36H50ZM157 35H159V36H157ZM168 35V36H167ZM190 35H193L194 36V38H193V36H190ZM196 35V36H195ZM198 35V36H197ZM206 35H207V38H209V39H207L206 38ZM211 35V36H210ZM3 36H5V35H3ZM31 36H34V37H36V38H34V37H31ZM47 38H46V37ZM57 36V37H56ZM59 36H61L62 38H60ZM156 37V39H155V37ZM169 36H170V38H171V36H174V37H172V39H170L169 38ZM200 36V37H199ZM202 36H204L203 37V41L202 42H198V40L200 41V39L202 40ZM219 36V37H218ZM233 36V37H234ZM1 37H2V35H1ZM22 37H23V39H22ZM31 38V39H35V41H34V39L31 41V39H29L28 40V38ZM45 37V38H44ZM51 39H50V38ZM154 37V38H153ZM159 37V38H158ZM161 37V38H160ZM165 37H166V40H165ZM181 37V39H179ZM184 37L185 38H187V39H184ZM189 37H191V39L189 40L188 38ZM221 37V39H219ZM223 37H224V39H223ZM227 37V38H226ZM228 37H230V38H228ZM26 38V39H25ZM52 38H55V39H52ZM57 38L59 39V40H57ZM163 38V39H162ZM174 38H176V40L174 39ZM215 38H218V39H215ZM1 39V38H0ZM6 40H7V42L9 41V42H11L12 43V40H11V38L10 39H7V38H5ZM39 39V40H38ZM44 41L43 43L45 44L46 42V44H45V46L44 45H41V41L42 40ZM65 39H67V37H65ZM119 39H121V37H119ZM122 39H124V41H125V38L124 37H122ZM152 39H150V40H152ZM159 39V40H158ZM161 39H162V41H161ZM170 39V40H169ZM183 39V40H182ZM214 39V40H213ZM227 39L229 40L228 42H227ZM4 39H2V41L1 42H3L4 44L3 45H1V47H0V60H3V58L5 57H3L2 56V50L3 51H6L7 53H5L6 54V58L8 59V51H7V49L5 50V48H3L2 50H1V48L2 47H5L4 45H5V42L3 41ZM5 40V41H6ZM11 40V41H10ZM14 40H16V41H14ZM28 40V41H27ZM53 40L54 41H56V43L55 42H53ZM61 40V41H60ZM153 40V41H154ZM182 42H181V41ZM189 40V41H188ZM206 40V41H205ZM216 40V41H215ZM250 40V41H249ZM25 41V42H24ZM31 41V42H30ZM53 43H52V42ZM59 41V42H58ZM170 41V42H169ZM173 41L174 42H176V43H173ZM187 42V43H184V42ZM193 41H195V42H198L197 44L199 45H195L196 43L195 42H193ZM0 42V43H1ZM6 42V43H7ZM15 42V43H14ZM26 42H28V43H31V44H28V43H26ZM34 42V43H33ZM35 42H38V44L36 43L35 44ZM39 42H41V43H39ZM60 42H63L64 44H65V46H63V45H58V43H60ZM168 42V43H167ZM219 42V43H218ZM222 42V43H221ZM226 42V43H225ZM230 42V43H229ZM251 42V43H250ZM18 43V44H17ZM21 43H24L23 45L21 44ZM33 43V44H32ZM48 43H49V45L53 48H51L50 49V47H48ZM63 43H61V44H63ZM67 43V44H66ZM69 43V44H68ZM178 43H180V45L178 44ZM184 43V44H183ZM201 43V44H200ZM207 43V44H206ZM211 44V46H210V44ZM224 43V44H223ZM239 43V44H238ZM9 43H7L6 44V46H9L8 45ZM35 44V45H34ZM40 44V45H39ZM53 44H56V46H57V48H58V46H62V47H67V49H65V53L67 52V54H64L63 52H62V50L64 51V48H62V50H61V47H59L58 48V51L57 52H55L56 50H57V48L54 46L53 47ZM120 43H118V45H119ZM149 44V43H148ZM176 44V45H175ZM183 44V45H182ZM192 44V45H191ZM203 44H204V46H203ZM209 44V45H208ZM218 44V45H217ZM227 44V45H226ZM234 44V45H233ZM25 45H28V46H25ZM34 45V46H33ZM46 45H47V50L45 51V47H46ZM72 46H73V44H71ZM95 45H97V44H95ZM94 45V47H96ZM121 46H124L125 44H120ZM189 45H191V46H189ZM201 45V46H200ZM205 45H206V47H205ZM212 45H213V47H212ZM250 45V46H249ZM255 47H253V46ZM38 48H36V47ZM172 46V47H171ZM173 46H176V47H178V46H180V47H178V49L177 48H175V47H173ZM182 46V47H181ZM209 46V47H208ZM216 46V47H215ZM219 46H221V47H219ZM223 46V47H222ZM227 46V47H226ZM231 48H230V47ZM234 46H235V48H234ZM24 47H26L27 49L25 50V48ZM33 49H32V48ZM35 47V48H34ZM44 47V48H43ZM92 47H93V45H92ZM93 47V48H94ZM199 47V48H198ZM201 47H202V49H201ZM204 47V48H203ZM207 47H208V49H207ZM225 47H226V49H225ZM245 47V48H244ZM249 47V48H248ZM253 47V48H252ZM262 47H264V44H262ZM29 48H30V50H29ZM43 48V50H42V53L39 51V49H42ZM50 49V51H49V49ZM159 48V47H158ZM198 48V49H197ZM221 48H223V49H221ZM233 48V49H232ZM248 48V49H247ZM17 49V51H21V53H22V55L20 54V51H19V54L17 53H13L15 50ZM32 49V50H31ZM34 49H36L35 51H33ZM92 49V48H91ZM201 49V50H200ZM29 50V51H28ZM61 52H60V51ZM69 52H68V51ZM168 50V49H167ZM167 50H166V53H169V52H167ZM174 50V51H173ZM177 50H179V51H177ZM229 50V51H228ZM233 50V51H232ZM237 50V51H236ZM246 50V51H245ZM249 50V51H248ZM261 51H262V49H260ZM23 51V52H22ZM32 51V52H31ZM43 51H45V52H49L50 54H48V53H45V54H43L44 52ZM72 51V52H71ZM84 51H86V52H84ZM155 51V54L153 55V53H151L152 54V56H154L155 58H158L157 60H159L161 63H163L164 61V63H168L167 65L166 64H164L165 66H168L169 67V69H167V70H171L170 71V73H167V72H169V71H167V70H165L164 68L163 69H161L162 71L160 72V74L163 72V70H165V71H167V72H163L162 74H164L165 73V75L166 74H168L167 76H169V77H171L172 76V78L175 76L174 74H178V71H180V73L177 75L176 74V78H183L182 76V67H180L178 64H176V61H174V59H173V61H171L172 59L170 58V60H168L167 59V56L169 55V54H166V53H162V54H160V53H158V55H156V52ZM197 51V52H196ZM214 51H216V52H214ZM24 52H27L26 54H31L30 56H28V55H26ZM52 52H54V53H52ZM89 52H91V50L89 51ZM95 52H97V51H95L94 49L92 50V53H94L95 54ZM171 52V53H172ZM202 52V53H201ZM224 52V53H223ZM4 53H3V55H4ZM55 53H58V54H55ZM71 53V54H70ZM171 53H170V55H171ZM175 53H173V54H175ZM199 53V54H198ZM208 53H210V55L208 54ZM233 53V54H232ZM14 54H16V56L14 55ZM32 54H34V55H32ZM42 54V55H41ZM60 54H63L62 55V58H59V57H57V56H60ZM69 54H70V56H69ZM86 54V55H85ZM160 54V55H159ZM172 54V57H175L174 55ZM206 54V55H205ZM208 54V55H207ZM217 54H218V56H217ZM223 54H224V57H223ZM19 55V56H18ZM44 55V56H43ZM56 55V56H55ZM64 55H67V56H64ZM92 55V54H91ZM156 55V56H155ZM169 55V56H170ZM179 55H177V56H179ZM183 55H186V54H183ZM212 55V56H211ZM226 55V56H225ZM228 55V56H227ZM11 56H9V57H11ZM46 56V57H45ZM162 56V57H161ZM163 56L166 58H163ZM187 56V55H186ZM190 56V54H188V57ZM209 56V57H208ZM44 57V58H43ZM56 57H57V59H56ZM61 57V56H60ZM73 57H74V59H73ZM86 57H87V59H86ZM171 57V56H170ZM210 57H212V58H210ZM230 57V58H229ZM246 57V58H245ZM262 57V58H261ZM51 59V60H49V59ZM66 58V59H65ZM80 60H79V59ZM84 58V59H83ZM163 58V59H162ZM169 58V57H168ZM176 58H178V57H176ZM180 58V57H179ZM193 58V59H192ZM5 59V58H4ZM6 59V60H7ZM30 59V58H29ZM55 59V60H54ZM60 59H62V60H60ZM68 59H70V60H68ZM86 59V60H85ZM90 59V60H89ZM161 59L163 60V61H161ZM211 59V60H210ZM261 59V60H260ZM57 60L60 62H57ZM73 60H76L75 62H79V63H75V62H73ZM78 60V61H77ZM82 60H84V61H82ZM225 60V61H224ZM227 60V61H226ZM231 60H232V62H231ZM234 60V61H233ZM252 60V61H251ZM260 60V61H259ZM4 61V60H3ZM46 61H48V62H46ZM54 61H56V63H59V64H61V65H57ZM68 61H70V62H68ZM81 61V62H80ZM87 62V63H84V62ZM89 61V62H88ZM91 61V62H90ZM249 61V62H248ZM52 62H53V64H52ZM83 62V63H82ZM171 62L173 63V65H175V66H172V65H170L171 64ZM175 62V63H174ZM205 62V63H204ZM209 62V63H208ZM255 62V63H254ZM50 63L54 66H52L51 65V67H52V71H51V73L53 74H51L50 72H49V68H48V65H50ZM62 63H64V65H62ZM70 64L71 66H67L66 64ZM225 63V64H224ZM244 63H247V64H244ZM252 63H253V65H252ZM56 64V65H55ZM79 64V65H78ZM83 64V65H82ZM88 64V65H87ZM194 64V63H193ZM198 64V63H197ZM259 64V65H258ZM85 65V66H84ZM94 66V67H92L91 68V66ZM233 65V66H232ZM245 65V66H244ZM252 65V66H251ZM1 66V65H0ZM75 66H74V70H75ZM87 66H90V68L89 67H87ZM170 66H172V68L174 69V70H172V69H170ZM181 68V70H180V68ZM238 66V67H237ZM256 66V67H255ZM261 66V67H260ZM63 67V68H62ZM65 67V68H64ZM78 67H80L79 69H78ZM177 67V68H176ZM216 67V68H215ZM0 68H2V70H0V73H1V71H5V69H3V67H0ZM38 68V69H39ZM69 68V69H68ZM222 68V69H221ZM261 68V69H260ZM28 69V70H27ZM91 69V70H90ZM245 69V70H244ZM27 70V71H26ZM34 70H36V71H34ZM72 70H73V68H72ZM72 70H70V71H72ZM176 70V71H175ZM250 70V71H249ZM258 70V71H257ZM38 71V72H37ZM63 71V72H62ZM150 71V74L148 73ZM176 72V73H171V72ZM205 71V72H206ZM248 71V72H247ZM15 72V71H14ZM37 72V73H36ZM42 73V74H40V76H39V73ZM141 72H147L146 73V75H147V77H145V75H144V73L143 74H140V76H142V78H165V76L163 77V75H161L160 76V74L158 75V73H156L155 71V73L153 72V71H151V70H145V69H142L141 70ZM140 72V73H141ZM151 72H153V74L151 73ZM213 72H215V73H213ZM219 72V73H218ZM242 72V73H241ZM245 72H246V74H245ZM251 72V73H250ZM257 72V73H256ZM18 73V72H17ZM27 73H29V74H27ZM84 73V74H85ZM93 73V74H92ZM96 73V72H95ZM138 73V72H137ZM229 73V74H228ZM244 73V74H243ZM248 73V74H247ZM19 74V73H18ZM35 74V75H34ZM36 74H38V75H36ZM49 74H51V75H49ZM55 74V75H54ZM83 74V73H82ZM92 74V75H91ZM97 74V73H96ZM107 74V73H106ZM154 75V76H152V75ZM170 74H173V75H170ZM243 74V75H242ZM257 74V75H256ZM260 74V75H259ZM34 75V76H33ZM62 75H60V76H62ZM108 76L107 77H109L110 75H111V73H108L107 74ZM139 75V74H138ZM256 75V76H255ZM51 76V77H50ZM85 76V75H84ZM111 76H114V75H111ZM144 76V77H143ZM150 76V77H149ZM157 76V77H156ZM178 76V77H177ZM212 76V75H211ZM240 76V77H239ZM29 77V76H28ZM59 76L58 75H56V77L55 78H58ZM230 77V78H229ZM255 77V78H254ZM44 78V77H43ZM111 78V77H110ZM113 78H117V77H113ZM123 78V77H122ZM167 78V77H166ZM175 78V77H174ZM215 78V77H214ZM213 78V79H214ZM222 78V79H221ZM224 78V79H223ZM232 79V80H231ZM259 79V80H258ZM218 80H216V82H218ZM229 81V82H228ZM156 82V83H155ZM241 82V83H240ZM219 83V82H218ZM219 83V84H220ZM260 83V84H259ZM169 84H171V83H169ZM192 84H194V85H192ZM199 84V85H198ZM234 84V85H233ZM251 84V85H250ZM253 84V85H252ZM144 85V84H143ZM160 85V86H159ZM166 85V88L164 87V89L162 88L161 89V87H163V86H165ZM199 86L198 88L197 87H195V86ZM222 85V84H221ZM231 85H232V87H231ZM243 85V86H242ZM106 86H108L109 87V84H106ZM159 86V87H158ZM167 86H170L168 89H167ZM171 86H172V90H170V88H171ZM177 86H178V88H177ZM192 86H194V87H192ZM202 86V87H201ZM240 86V87H239ZM102 87H104V86H102ZM144 87V86H143ZM233 87H235V88H233ZM255 87V88H254ZM199 88H201V89H199ZM204 88H206L205 90H204ZM238 88V89H237ZM143 89V90H142ZM167 89V90H166ZM182 89V88H181ZM204 90V91H203ZM207 90V91H206ZM208 90L211 92V96H212V94H214L212 97H215V98H212L209 94H210V92H208ZM211 90H213V92L211 91ZM242 90V91H241ZM0 91H1V89H0ZM142 91V92H141ZM143 91L145 92V93H143ZM196 91V92H197ZM240 91V92H239ZM246 91V92H245ZM170 92V93H169ZM195 92V91H194ZM193 92V93H194ZM215 92V93H214ZM246 94H245V93ZM146 93H147V95H149V96H147V98H146V96H144V95H146ZM192 93V95H194ZM207 93H209V94H207ZM241 93V94H240ZM243 93V94H242ZM144 94V95H143ZM206 94V95H205ZM177 95H178V93H177ZM208 95L210 96V97H208ZM222 95H223V97H222ZM236 95H234L233 94V96H236ZM249 95V96H248ZM175 96V97H174ZM201 96H205L206 98V100L204 99V98H202V99H204V100H202L201 99ZM247 96V97H246ZM254 97V98H251V97ZM123 97L124 96H122V100L124 101V102H128L126 99H123ZM143 97H145L144 99H143ZM194 97H192V98H190V99H193L194 100ZM151 99V100H149V99ZM184 98V99H183ZM200 98V99H199ZM220 98V99H219ZM236 98V97H235ZM238 98H240V99H238ZM249 98V99H248ZM261 98V99H260ZM135 99H142L143 101L142 102H144L145 100V103H148L149 105H147V107L145 106V103H144V105H143V103H140L141 102V100H140V102L139 101H135ZM174 99H178V100H174ZM181 99V100H180ZM148 100V101H147ZM155 100V101H157V102H159V103H161V106L163 107V108H166V109H163L161 106H160V104L159 103H155V105H154V102L153 101ZM213 100V101H214ZM3 102V104L5 103L6 104V102H4V101H6L5 100V98L3 99V100H1V98H0V106L2 105V102ZM123 101H121L120 102V104H121V106L123 107V109H124V111H126L127 109L126 108H128L127 106H129L128 105V103H130V102H128L127 103V106L125 107V105L123 106L122 105V103H123ZM162 101V102H161ZM180 101V102H179ZM182 101H184L183 103H182ZM259 101V102H258ZM164 102V103H163ZM178 103V106H176L177 105V103ZM189 104H188V103ZM195 102V103H194ZM215 102H213L215 105H216V103ZM136 103H138V104H136ZM187 103V104H186ZM193 103V104H192ZM209 104H210V102H208ZM207 103V104H208ZM261 103V104H260ZM4 104V105H5ZM126 104V103H125ZM158 104H159V106H158ZM180 104V105H179ZM185 106H184V105ZM257 104V105H256ZM173 105H175L176 107H177V109L178 110H176V108H174L175 110H173V108H172V106ZM197 105H198V107H197ZM3 106V105H2ZM114 106V105H113ZM112 106V107H113ZM117 106V107H116ZM116 108H119L118 107V105L116 104ZM120 106V108L122 109V107ZM149 106V107H148ZM182 107V108H185V110L187 111V110H189V111H187V112H189L188 114H190V117H189V115L187 114V112L186 111H184L183 109H181L180 107ZM205 106V107H204ZM226 106V107H225ZM4 107V106H3ZM132 107L134 108V110L132 111ZM171 107V108H170ZM174 107V106H173ZM181 109H179V108ZM186 107H188V108H186ZM201 107V108H200ZM207 107V108H206ZM212 107H219V108H217V110H216V112H215V108L214 109H212ZM238 107V108H237ZM162 108V109H161ZM167 108H169V109H167ZM197 108V109H196ZM226 108L228 109V111L226 110ZM113 110L115 109V108H112ZM126 109V110H125ZM171 109H172V111H171ZM117 110V109H116ZM145 110V111H144ZM149 111L150 113L148 114V112L147 111ZM156 110V108H154L153 109V111H155ZM163 110V111H162ZM165 110V111H164ZM166 110H168V111H166ZM170 110V111H169ZM193 110V111H192ZM195 110V111H194ZM196 110H198V112H196ZM205 110V111H204ZM209 110V112H207ZM213 110H214V112H213ZM124 111H119V109H118V111H116V112H124ZM128 113H129V108H128ZM127 111H126V115H128V113H127ZM144 111V112H143ZM173 111H175V113L173 114L172 112ZM183 111H184V114H183ZM211 111H212V114H211ZM238 111V112H237ZM19 112H20V110H19ZM23 112V114L24 113H26V112H29V110L27 111H25V109H23V110H21V112L20 113H22ZM115 112V110H114V112L112 113V116H113V118H114V116L116 117L117 116V119L119 118H121L122 120H125L126 119V117L123 119L122 118V115H118V114H120V113H116ZM163 112H165V113H163ZM171 112V113H170ZM186 112V113H185ZM258 112V113H257ZM30 113V112H29ZM114 113H115V115H114ZM133 113H131V114H133ZM144 113H145V115L147 116V118L149 117V115L152 113V115H153V113H154V115L152 116L151 115V117H154V116H158V117H154V118H146V116L144 115ZM192 113H194V114H192ZM196 113V114H195ZM204 113V114H203ZM214 113H215V115H214ZM117 114V115H116ZM121 114H124L123 116H126L125 115V112L124 113H121ZM130 113H129V115L127 116V119L129 118V117H131V118H129L130 120H125L124 121V124L125 125H127V124H130L129 126H131L132 128H134V129H136L137 127H136V123L135 124H132V122L134 123V121H135V115H131ZM167 114V113H166ZM185 114H187V115H185ZM192 114V115H191ZM225 114V118H228V120L226 121V122H228L229 120H231L232 118H236V120H237V122H235L233 119V121L232 122H235V123H237V126H234V123H230L229 122V125L228 124H226V122L224 121V120H226V119H224L223 118V115ZM229 114V115H228ZM183 115H185L184 117L186 118H184L183 119ZM196 115V116H195ZM203 115V116H202ZM228 115V116H227ZM244 115V116H243ZM260 117H259V116ZM119 116V117H118ZM168 116H173L172 118L170 117H168ZM191 116H192V118H191ZM134 117V118H133ZM142 117V118H141ZM190 118L191 119V121H194V122H191L190 121V119H187V118ZM198 117H199V119H198ZM231 119H230V118ZM144 118V119H143ZM145 118H146V120H145ZM162 118H159V120L160 119H162ZM169 118V119H168ZM195 118V119H194ZM208 118V119H207ZM212 118H214V119H212ZM241 118V119H240ZM261 118V119H260ZM115 119V118H114ZM118 119V120H119ZM139 119V118H138ZM167 119V120H166ZM197 119H198V121H197ZM207 119V120H206ZM224 119V120H223ZM243 119V120H242ZM132 120V122L130 123V121ZM142 120H144L145 122L143 123V121ZM184 120H189L188 121V123H186V125H190V124H192V125H190V126H196V128L198 129V131H199V129H200V133H197V132H195V131H193V130H191L190 128L191 127H189V125L188 126H186V125H184L183 123H184ZM204 120V122H202ZM210 120V121H209ZM259 120V121H258ZM262 120V121H261ZM121 121V120H120ZM129 121V123H127V122ZM148 121V122H147ZM197 121V122H196ZM224 121V122H223ZM121 122H123V121H121ZM142 122V123H141ZM146 122L148 123V125L150 126V125H152L151 127V129L149 128V126L146 124ZM183 122V123H182ZM210 122V125L208 124ZM211 122H213V123H211ZM245 122V123H244ZM259 122V123H258ZM150 123V124H149ZM195 123H197V124H195ZM203 126V128L205 129V127H207L206 129H207V131H206V129L205 130H202V126H201V128H199L200 126V124ZM207 123V124H206ZM241 125H244V127H243V129H242V127H240L239 125L240 124ZM123 124V123H122ZM216 124V125H215ZM133 125H135V127L133 126ZM225 125H228L229 127H227V126H225ZM199 126V127H198ZM233 126H234V129L235 128H237V127H239V128H241V129H239V128H237L238 130H237V132L234 130V132H236V133H234L233 131H231V128H233ZM143 127V128H142ZM178 127V128H177ZM187 127V128H186ZM247 127H249V128H247ZM196 128H194L193 127V129H195L196 131H197V129ZM247 128V129H246ZM251 128V129H250ZM255 128H256V130H255ZM140 128H139V130H141ZM155 129V128H154ZM209 129V130H208ZM250 129V130H249ZM180 130V131H179ZM211 130V131H210ZM214 130H215V132H214ZM233 130V129H232ZM241 130H243L242 132H241ZM252 130V131H251ZM254 130V131H253ZM152 131V130H151ZM173 131L171 132L173 135H174V133H173ZM201 131H202V134H201ZM204 131V132H203ZM206 131V132H205ZM208 131H209V133H208ZM152 132H156L155 130L154 131H152ZM238 132H240L239 134H240V136L237 134ZM249 132V133H248ZM252 132V133H251ZM253 132H255V134L253 133ZM180 133H182V134H180ZM195 133H197V134H195ZM204 134L206 135V136H204ZM211 134V135H210ZM219 134V135H218ZM232 134V135H231ZM246 134H248L249 136L251 135V137H249L248 135H246ZM260 134V135H259ZM173 136L174 137V139H172V140H174V141H176V139H175V137L176 136ZM200 135H203V137L202 136H200ZM244 135H246L244 138L245 139H243V136ZM256 137H255V136ZM188 136H190V137H188ZM208 136V137H207ZM223 138H222V137ZM236 136V137H235ZM185 137V138H184ZM187 137H188V139H187ZM204 137H206V138H204ZM217 137V138H216ZM179 138V139H178ZM209 138V139H208ZM247 138V139H246ZM259 138H261V139H259ZM189 140L188 142H186L187 140ZM220 139V140H219ZM255 139V140H254ZM207 142H206V141ZM213 140H214V143H213ZM242 140H244L245 142H243ZM248 142H247V141ZM261 140V141H260ZM184 143V144H183ZM195 143V145L193 146V144ZM204 143H206V144H204ZM240 143H244V144H240ZM247 145H246V144ZM186 144H188V145H186ZM191 146H190V145ZM241 145V148H242V146H244L243 148H242V150L240 149L239 151L237 150V151H233L232 153H234V154H232L231 153V151L232 150H236L235 148L237 147V145ZM196 145H198L199 147H198V149H197V146ZM220 145V146H219ZM225 145H227V147L225 146ZM239 145V146H240ZM189 146V147H188ZM192 146H193V148L196 150H194L193 148H192ZM208 147V148H206V147ZM250 146V147H249ZM210 147V148H209ZM220 147V148H219ZM260 147V148H259ZM224 148V149H223ZM201 149V150H200ZM202 149H204V150H202ZM231 149V150H230ZM261 149V150H260ZM182 150V149H181ZM194 150V151H193ZM197 150H198V153H196L197 152ZM255 150V151H254ZM183 151V150H182ZM193 151V152H192ZM211 151V152H210ZM253 151H254V153H253ZM196 154H195V153ZM207 154H206V153ZM209 152H210V154H209ZM236 152V153H235ZM249 152V153H248ZM257 152V153H256ZM190 153H193V155L191 156V154ZM200 154H203L202 156L200 155ZM230 154H232V156H230ZM237 154H239V155H237ZM250 155L251 154V160H250V157H249V159H247V156L248 155ZM254 154H257V156L256 155H254ZM259 154V155H258ZM190 155V156H189ZM229 155V156H228ZM234 155V156H233ZM236 155L238 156V157H236ZM193 156H197V158L196 159H200V160H196L195 158L194 159H192L193 158ZM225 156V157H224ZM258 156H260V158L258 157ZM190 157V158H189ZM229 159H228V158ZM203 158V159H202ZM216 158H217V160H216ZM221 158H223V160L221 159ZM227 160H226V159ZM244 158H246V159H244ZM256 158V159H255ZM213 159V160H212ZM241 159V160H240ZM193 162H192V161ZM210 160V161H209ZM212 160V161H211ZM221 160L222 161H224V160H226L227 161V163L226 164H224L223 165V163L221 162ZM228 160H230V163H229V161ZM234 160L235 161H237V162H239V164H236V165H232V162L234 163ZM244 160H245V163H246V165H245V163H243L244 162ZM247 160V161H246ZM254 160V161H253ZM200 161V162H199ZM215 161V162H214ZM217 161V162H216ZM221 163H219V162ZM242 161V162H241ZM197 162H198V164H197ZM206 162V164H204ZM200 163H203V164H200ZM214 163V164H213ZM229 163V164H228ZM240 163H242L241 165H240ZM252 163V164H251ZM230 165L231 164V166H228V165ZM195 165V166H194ZM220 165V166H219ZM237 165H238V167H237ZM239 165H240V167H239ZM193 166V167H192ZM199 166H201V169H200V167ZM205 166H209V168L211 167V169H213V170H211V169H208V167H206V169H205ZM241 166H243V168L241 167ZM248 166V167H247ZM260 166V167H259ZM195 167V168H196ZM221 167V168H220ZM224 167L226 168V170L224 169ZM230 167V168H229ZM194 168V169H195ZM236 168V169H235ZM242 168V169H241ZM203 169V170H202ZM262 169V170H261ZM196 170V169H195ZM211 170V171H210ZM242 170V171H241ZM244 170H246V171H244ZM213 171V172H212ZM244 171V172H243ZM206 172V173H205ZM214 173V174H213ZM213 174V175H212ZM219 174V175H218ZM217 175V176H216ZM208 177V178H207ZM261 178V177H260ZM262 178H264V177H262ZM258 179V178H257ZM225 180V181H224ZM261 180H264V179H261ZM214 181V182H213ZM222 183V184H221ZM220 187H223V188H220ZM1 194L3 195V192L2 193H0V196H1ZM8 194H11V193H7V195ZM25 194H27V193H25ZM7 195H4L3 197H8ZM12 195V194H11ZM23 196H27V195H23ZM22 196V197H23ZM223 201H224V199L223 200H219V203H220V205H221V210H223V212H222V221L223 222H225L224 224H223V228H224V230L226 229L227 230V232H226V230H225V233L227 234L226 235V240H224L225 242L223 243V241H222V243H223V247H222V250H223V248H224V250L219 254V251H220V249H219V251H215L216 253H218V256L216 255V253H214V255H216L218 258H220L219 260H218V258H217V261H212V264H235V262H236V264H258L259 263V261H261V257H260V255H258V253H256V256L254 255V257H253V259L251 258V260H250V257L249 258H246V259H243L242 258V256L241 255H237V254H235L234 253V251H232V249H233V247H232V245H231V242H232V240L231 239H233L234 238V234H233V232H232V227L237 223V220H235V219H237L236 218V214H237V211H236V209L235 208H233L232 207V205H230V204H232L231 202V200H227V199H225V201H226V203H225V201H224V203H223ZM226 205L227 207H225V206H222V205ZM224 207V208H223ZM232 207V208H231ZM228 212V213H227ZM230 212V213H229ZM227 218V219H225V218ZM230 219V220H229ZM1 220V219H0ZM39 220V219H38ZM37 220V221H38ZM33 221V223H35V220H32ZM41 220H39V222H40ZM43 222V221H42ZM236 222V223H235ZM2 223V224H1ZM8 224L9 226H10V223H8V222H3L2 220H1V222H0V252L3 250V252H2V254L0 253V264H31L32 262H34V264H52V263H59L60 261H59V258H57L56 257V253H57V251L58 250H56V248H55V246H53V245H51V246H48L47 247V245L48 244H44V243H42V246H43V249H42V247L40 248L39 247V250L42 252H46V254L44 253V254H42V255H40L41 254V252H40V254L38 253V248H36V246L38 247L41 243H36V237L34 236L36 233H37V235H38V232H36V230L38 229V230H40L41 229V227L39 226V225H43V224H38L37 222L34 224V225H38L39 227H40V229L38 228V226H37V229L34 231H29L27 234L25 233L26 231H22V229H18L17 228V231L15 230L16 228L15 227H17V226H15V225H13V224H11V226H15L14 228H12V227H9L8 225H6V224ZM32 222H30V224H33ZM41 223V222H40ZM228 223V224H227ZM231 223V224H230ZM232 223H233V225H232ZM226 224H227V226H226ZM33 225V226H34ZM45 225V224H44ZM225 225V226H224ZM36 226H34V228L36 227ZM232 226V227H231ZM47 227V226H46ZM46 227H44V228H46ZM228 229H227V228ZM19 228H20V226H19ZM42 228H43V226H42ZM232 228V229H231ZM10 229V230H9ZM24 229V228H23ZM28 229V228H27ZM30 229V228H29ZM41 231H44V232H46L44 229H41L40 230V232ZM35 232V233H34ZM44 232H41V233H44ZM26 235V237H25V235ZM31 235H30V234ZM32 233H34L33 234V236L34 237H32V238H34V239H31V241H32V243L31 242H29L30 240H26V239H30L29 238V236L31 237L32 236ZM232 233V234H231ZM29 234V235H28ZM22 235H24L23 237H22ZM42 235V234H41ZM230 235V236H229ZM233 235V236H232ZM40 236V235H39ZM28 237V238H27ZM230 237V242H228V238ZM33 240H35V243H33L34 241ZM7 242V243H6ZM233 243V242H232ZM28 244V245H27ZM230 244V245H229ZM36 245V246H35ZM46 245V246H45ZM50 245V244H49ZM228 245V246H227ZM29 246V247H28ZM53 246V247H52ZM44 247H47V248H44ZM53 249H51V248ZM27 248V249H26ZM33 248L35 249V251H33ZM18 249V250H17ZM29 249H32V250H30L31 251V255H30V251H29ZM42 249V250H41ZM62 249H64V248H62ZM230 249V250H229ZM16 250V252L14 253L13 251H15ZM19 250H21V251H19ZM24 250V251H23ZM54 250H56V251H54ZM65 250H66V248H65ZM69 250V249H68ZM8 251V252H7ZM10 251H12L13 252V254L10 252ZM18 251V252H17ZM27 251H29V252H27ZM33 251V252H32ZM56 252V253H52V252ZM60 251V250H59ZM63 251V250H62ZM232 251V252H231ZM21 252V253H20ZM24 252H25V255H24ZM69 252V253H68ZM226 252V253H225ZM59 253V252H58ZM65 253H68L69 254V256H71L72 255V253H70V251H67L66 250V252L64 251V254ZM6 254H8V255H6ZM34 254H37L36 256H34ZM38 254L40 255V256H43V255H46V258H44L45 256H43V257H41V258H39V260L38 259H36L37 258V256H38ZM55 255L54 256V259H53V256L52 255ZM61 254H63L62 252H61ZM61 254H58V255H61ZM223 254H224V256H223ZM230 254H232V255H230ZM20 255V256H19ZM24 256L23 257V259H21V257L22 256ZM28 255H30V256H28ZM50 255V256H49ZM57 255V256H58ZM66 255V254H65ZM213 255V256H214ZM226 255V256H225ZM33 256V257H32ZM47 256H49V257H47ZM68 256V258H69V260L71 261V258ZM220 256V257H219ZM230 256H232V257H230ZM234 256V257H233ZM29 257H31V258H29ZM34 257H36V258H34ZM59 257V256H58ZM238 257V258H237ZM239 257H241L240 259H239ZM256 257V258H255ZM16 258V259H15ZM26 258H28V259H26ZM35 259V261H32V259ZM42 258H44V259H42ZM52 258V259H51ZM67 256H65V257H63V259L64 260H62V262H60L59 264H64V263H67ZM223 258V259H222ZM25 259V260H24ZM58 259V260H57ZM73 259H75V258H73ZM216 258L214 257V260H215ZM247 259H249V261L247 260ZM260 259V260H259ZM24 260V262H22ZM28 260V261H27ZM30 260V261H29ZM41 260H42V262H41ZM45 260V262L43 263V261ZM47 260H51V262L50 261H47ZM54 260L56 261V262H54ZM213 260V259H212ZM226 262H225V261ZM236 260H238V261H236ZM240 260H241V262H240ZM248 261V262H246V261ZM32 261V262H31ZM57 261H59V262H57ZM211 261V260H210ZM243 261V262H242ZM28 262H30V263H28ZM64 262V263H63ZM73 262H74V260H73ZM239 262V263H238ZM249 262H251V263H249ZM68 264H69V261H68ZM70 264H72V263H70ZM208 264H211L210 262L208 263Z\"/></svg>", "mask_w": 264, "mask_h": 264}]
</instances>
